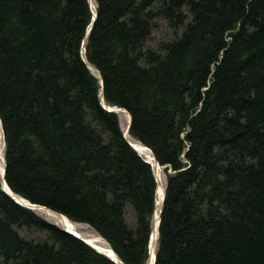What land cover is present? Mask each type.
<instances>
[{
  "label": "trees",
  "instance_id": "16d2710c",
  "mask_svg": "<svg viewBox=\"0 0 264 264\" xmlns=\"http://www.w3.org/2000/svg\"><path fill=\"white\" fill-rule=\"evenodd\" d=\"M0 0L4 178L124 264H264V0ZM180 33L147 44L158 20ZM83 57V58H82ZM1 181V175H0ZM0 264H114L0 189Z\"/></svg>",
  "mask_w": 264,
  "mask_h": 264
},
{
  "label": "water",
  "instance_id": "95a60500",
  "mask_svg": "<svg viewBox=\"0 0 264 264\" xmlns=\"http://www.w3.org/2000/svg\"><path fill=\"white\" fill-rule=\"evenodd\" d=\"M95 1V0H94ZM88 3H89V6H90V0H88ZM96 5V4H95ZM91 9V8H90ZM91 12H92V17H91V21H90V23L88 24V26H87V28H86V31H85V34H84V38H83V41H82V46H81V52H83L84 51V42H85V39H86V37H87V34H88V32L90 31V29H91V27H92V25H93V22H94V20H95V18H96V10H92L91 9ZM83 58V57H82ZM83 60H84V62L86 63V66L88 67V69L91 71V73L93 74V75H95L97 78H98V80H99V84H100V90H99V97H100V103H101V106L105 109V110H107V111H110V112H114V113H116V108H121V109H123V110H125L126 112H127V114H128V122H127V126H126V134H129V127H130V124H131V116H130V114H129V112L126 110V109H124V108H122V107H119V106H116V105H108L105 101H104V99H103V92H102V86H103V82H102V77H101V75H100V72L94 67V69L96 70V72H97V74L98 75H96L94 72H93V66L91 65V64H89V63H87V61L83 58ZM116 107V108H115ZM117 114V113H116ZM0 126H1V131H2V136H3V150H4V135H3V129H2V125H1V121H0ZM123 132V131H122ZM123 137H124V139L126 140V142L128 143V145L133 149V150H135L136 152H137V154L139 155V156H141L142 158H143V160L145 161V162H147L150 166H151V168H152V171H153V174H154V178H155V182H156V188H155V192H154V194H155V198H154V201H155V209H154V212H153V218H152V224H151V231H150V235H149V240H148V256H147V259H146V261H145V263L144 264H154V261H155V250H153L154 248H153V245L156 243L157 244V238H158V225H159V221H160V214H161V211H162V205H163V200H164V196H165V177H164V185H163V191H162V193H161V199H160V205H159V208H158V212L156 213V209H157V207H156V205H157V203H158V199H157V192H158V177H157V172L153 169V166H152V163L149 161V160H147L146 158H144L143 156H142V152H139L138 150H137V148L134 146V144L131 142V140H129L126 136H125V134L123 133ZM144 145V144H143ZM146 148H148L146 145H144ZM152 152V151H151ZM152 155H153V158H154V160H155V163H156V166L158 167V168H160V172L162 173V174H164L163 173V169H164V165L163 166H161L160 164H159V162L157 161V159L155 158V156H154V154L152 153ZM1 156H2V161H3V165H2V167H0V175H1V181H0V189L2 190V192L3 193H5L7 196H9L11 199H13L16 203H18V204H20V205H22V206H25V207H27V208H29V209H31V210H33L34 211V209H33V207L34 206H42V207H44V208H46V209H48V210H50V211H52V212H55V213H57V214H59L60 216H62V217H65V218H67L68 220H70L67 216H65L64 214H62L61 212H58V211H55V210H53V209H50V208H48V207H46V206H43V205H40V204H35V203H31L29 200H27V199H25V198H23L22 196L20 197L21 199H23V200H26V203H23V202H21V201H19L18 199H16L12 194H10L9 192H13L10 188H9V186H8V184L6 183V181H5V178H4V174H5V158H4V154H3V152L1 153ZM35 212V211H34ZM71 221V220H70ZM71 222H73V223H76V224H83V223H78V222H74V221H71ZM55 224V223H54ZM57 225V224H56ZM61 228H63L65 231H67L68 233H70V234H72V235H74L75 237H77V238H79V239H81L83 242H85L86 244H88L89 246H91L93 249H95L97 252H99V253H101V254H103L104 256H106L108 259H110L114 264H124L123 263V261L119 258V257H117V260L116 259H114L112 256H109L110 254H104L103 252H101L100 250H98V249H96L92 244H90V243H88L82 236H81V233L79 232V234H75L74 232H72L71 230H69L67 227H61ZM155 249H156V246H155ZM115 253V252H114Z\"/></svg>",
  "mask_w": 264,
  "mask_h": 264
},
{
  "label": "bare ground",
  "instance_id": "6f19581e",
  "mask_svg": "<svg viewBox=\"0 0 264 264\" xmlns=\"http://www.w3.org/2000/svg\"><path fill=\"white\" fill-rule=\"evenodd\" d=\"M90 8L93 11L95 10V1L94 0H90ZM93 72L96 75H98L96 70L94 69V67H93ZM115 110H116V113H117L118 118H119L121 130L123 131L125 136L129 140H131V142L134 144V146L137 148V150L139 152H142V156L152 163L153 169L157 172V177L159 176L158 177L159 178L158 179V192H157L158 203L156 205V207H157L156 213H157L159 205H160L161 193L163 191L162 189H163V185H164V177H163L162 173L160 172V168H158L156 166V163H155V160L153 158L151 150L149 148H146L138 140L134 139L130 134H126V126H127V122H128V118H129L127 112L121 108L120 109L116 108ZM2 152H3V136H2L1 126H0V167H2V165H3L2 156H1ZM9 193L12 194L19 201L26 203V200H23L20 198L21 196L15 194L14 192H12V193L9 192ZM33 209L37 214L43 215L46 218L53 220V222L60 227L65 226L69 230L74 232L75 234H79V232H80L81 236L88 243L92 244L96 249L100 250L104 254H110L109 256H112L114 259L117 260L118 256L116 255V253H114L113 249L109 246V244L105 241V239L103 237H101L98 233H96L94 231H93L94 233L81 232V228H82L80 226L81 224L73 223L70 220H68L67 218L62 217L59 214L52 212V211H50V210H48L42 206H38V207L34 206ZM155 246H156V243L153 245V248H154L153 250H155Z\"/></svg>",
  "mask_w": 264,
  "mask_h": 264
},
{
  "label": "rangeland",
  "instance_id": "374dc122",
  "mask_svg": "<svg viewBox=\"0 0 264 264\" xmlns=\"http://www.w3.org/2000/svg\"><path fill=\"white\" fill-rule=\"evenodd\" d=\"M180 33V28L178 30H174L173 28H171L167 21L164 20V19H159L158 20V25L157 27L151 32V35L149 37V39L147 40V44L149 46H152V47H158V44L160 42H163V41H168V40H171L173 39L177 34ZM163 177H164V174H162ZM40 215V214H39ZM42 217H44L45 219L53 222V220L49 219V218H46L45 216L43 215H40ZM54 223V222H53ZM82 228H81V232H85V233H94L95 231L90 227L88 226L87 224H81L80 225ZM94 231V232H93Z\"/></svg>",
  "mask_w": 264,
  "mask_h": 264
}]
</instances>
